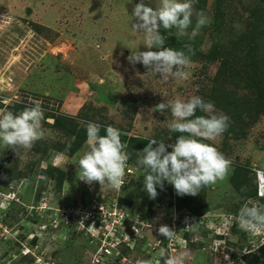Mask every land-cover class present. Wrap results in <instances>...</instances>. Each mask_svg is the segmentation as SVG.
I'll use <instances>...</instances> for the list:
<instances>
[{
    "label": "rangeland",
    "instance_id": "374dc122",
    "mask_svg": "<svg viewBox=\"0 0 264 264\" xmlns=\"http://www.w3.org/2000/svg\"><path fill=\"white\" fill-rule=\"evenodd\" d=\"M138 2L0 0V12L10 18L0 36V109L18 113L40 100L45 116L42 138L30 148L17 147V155L0 143V192L15 194L0 203L5 227L0 264H89V240L59 222L54 211L86 198L77 182V161L88 150L89 121L102 126L101 135L108 125L118 128L130 156L125 184L116 190L98 183L94 194L109 193L124 211L145 215L154 226L147 242L123 250V264L139 258L155 262L161 249L168 253V242L156 228L168 225L172 208L187 210L197 221L178 234L184 243L168 246L169 255L186 252L184 264H264V245L259 246L255 231L241 230L236 219L246 202L264 206V200L252 197V169L264 172V0H195V11H203L211 23L194 39L191 27L189 35L177 37L172 29L165 36V47L192 49L185 80L129 63L136 48L148 50L144 35L131 27ZM145 3L155 8L159 0ZM193 95L229 117L226 133L203 142L231 160V168L224 180L196 196H178L165 182L150 199L137 157L149 140L174 143L182 134L168 127L170 109L162 114L153 108ZM196 115L207 113L197 110Z\"/></svg>",
    "mask_w": 264,
    "mask_h": 264
},
{
    "label": "clouds",
    "instance_id": "9594fccd",
    "mask_svg": "<svg viewBox=\"0 0 264 264\" xmlns=\"http://www.w3.org/2000/svg\"><path fill=\"white\" fill-rule=\"evenodd\" d=\"M194 2L159 0L154 8L148 6L145 0H139L132 9L131 16L135 22L131 23V27L144 35V45L148 50L136 48L127 58L129 63H139L155 75L187 79L190 75L186 68L191 63V47L186 46L187 53L165 47L166 38L161 29H175L176 36L183 37L189 35L188 29L191 27L190 39H194L200 28L211 23L203 11H195ZM194 15L196 21L192 27ZM153 109L162 114L170 109L173 120L168 123V127L182 134L177 136L174 143L149 140L142 154L137 157V166L145 172L143 190L150 199L157 198V187L163 189L165 182L174 187L178 196H196L203 187L225 179L232 161L215 146L203 141L221 136L229 127V117L216 114L212 103L195 95L186 100L177 98L163 101ZM197 110L207 115L197 116ZM44 120L40 100L31 101V106L24 107L18 113L0 109V143L13 151L17 147L30 148L42 138L41 122ZM101 127L91 121L85 123L88 150L77 161L80 170L78 178L88 185L98 182L100 186L120 189L130 158L125 151L127 146L122 142V133L118 128L108 125L104 127L105 134L101 135ZM236 219L241 230L264 233V206L246 202L240 207ZM156 232L165 239H172L176 234L164 224L156 228ZM158 257L155 262L151 259H135L134 264H184L187 253L169 255L161 249Z\"/></svg>",
    "mask_w": 264,
    "mask_h": 264
},
{
    "label": "built area",
    "instance_id": "2783aa9c",
    "mask_svg": "<svg viewBox=\"0 0 264 264\" xmlns=\"http://www.w3.org/2000/svg\"><path fill=\"white\" fill-rule=\"evenodd\" d=\"M10 24V18L5 13L0 12V36L6 26ZM1 160V159H0ZM1 164V163H0ZM127 168L125 172L129 174ZM253 184L255 191V199L264 198V172L257 168L252 169ZM124 176V177H125ZM77 182L87 191L86 198L82 202H70V205H60L54 211L58 214L57 220L63 225H72L74 230L82 232L89 240L91 249L89 256V264H123L124 257L122 252L125 249L131 250L136 242L146 239V233L154 226L150 224L145 215L139 213L130 215L124 211L116 197L109 193H104L100 198L94 194V186L98 182L88 185L77 177ZM125 184L123 178V185ZM122 185V186H123ZM116 189V188H113ZM118 190V189H116ZM95 195V196H94ZM93 196L92 198H87ZM15 197L14 192H0V203L8 202ZM47 206V210L50 211ZM0 215V230L5 228ZM197 217L187 210H176L172 208L168 225L176 234L172 239H166V246L169 254V247L180 245V241L184 243V239L178 237L180 232L186 231L191 225L195 224ZM151 225V226H150ZM1 233V232H0ZM259 246L264 245V233L254 232ZM256 241H254L255 243ZM175 243V244H174ZM157 245V243H154ZM173 251V248L171 249Z\"/></svg>",
    "mask_w": 264,
    "mask_h": 264
},
{
    "label": "crops",
    "instance_id": "0c3cea01",
    "mask_svg": "<svg viewBox=\"0 0 264 264\" xmlns=\"http://www.w3.org/2000/svg\"><path fill=\"white\" fill-rule=\"evenodd\" d=\"M192 19L194 20V17H192ZM194 21H195V20H194ZM161 32H162V34H163L164 36H166V32H167V31H164L163 29H161ZM103 35H104L106 38H109V37L107 36V31H106V32H103ZM108 44H109V42H108ZM103 49H107V50H109V47H106V48H105V46H104ZM109 55H111V53H110V51H107L106 56H109ZM106 56H105V57H106ZM107 58H108V59H107ZM107 58H106V59H107V60H106V61H107L106 63H107V64H110V59H109V57H107ZM104 59H105V58H104ZM104 59H102V60H100V61H103Z\"/></svg>",
    "mask_w": 264,
    "mask_h": 264
},
{
    "label": "trees",
    "instance_id": "16d2710c",
    "mask_svg": "<svg viewBox=\"0 0 264 264\" xmlns=\"http://www.w3.org/2000/svg\"><path fill=\"white\" fill-rule=\"evenodd\" d=\"M192 21L194 22V20L192 19ZM174 42V41H173ZM227 131H225L224 133H226ZM174 142H175V140H174ZM129 162V161H128ZM252 197H253V199L255 200V201H257V202H259V201H261V200H264V199H255L254 197H255V191H254V184H253V189H252Z\"/></svg>",
    "mask_w": 264,
    "mask_h": 264
},
{
    "label": "water",
    "instance_id": "95a60500",
    "mask_svg": "<svg viewBox=\"0 0 264 264\" xmlns=\"http://www.w3.org/2000/svg\"><path fill=\"white\" fill-rule=\"evenodd\" d=\"M26 13H28V10H26Z\"/></svg>",
    "mask_w": 264,
    "mask_h": 264
}]
</instances>
